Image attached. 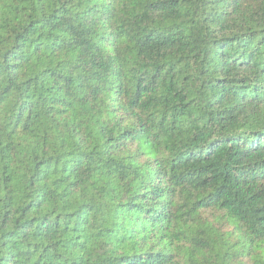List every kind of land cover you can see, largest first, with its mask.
<instances>
[{
	"label": "trees",
	"instance_id": "1",
	"mask_svg": "<svg viewBox=\"0 0 264 264\" xmlns=\"http://www.w3.org/2000/svg\"><path fill=\"white\" fill-rule=\"evenodd\" d=\"M0 264H264V0H0Z\"/></svg>",
	"mask_w": 264,
	"mask_h": 264
}]
</instances>
